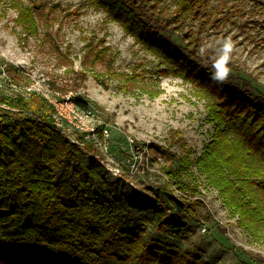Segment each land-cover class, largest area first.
<instances>
[{"label":"trees","instance_id":"trees-1","mask_svg":"<svg viewBox=\"0 0 264 264\" xmlns=\"http://www.w3.org/2000/svg\"><path fill=\"white\" fill-rule=\"evenodd\" d=\"M87 1L157 58L153 74L181 77L204 100L213 131L201 152L191 157L190 149L177 154L158 147L169 164L178 162L173 176L194 165L240 227L264 239V93L242 78L217 83L211 79L215 53L201 51L197 35L185 30L183 43H177L172 32L153 25L148 18L155 19L166 0ZM173 1L174 30L187 19L201 28L220 18L206 7L212 0ZM216 1L224 5L222 16L227 4L264 6V0ZM38 8L18 6L15 21L25 34L38 32ZM87 51L91 59L105 56L104 46L89 44ZM3 72L8 81L16 76V83L27 76L8 62L0 63ZM73 99L89 109L79 96ZM65 123L40 93H25L18 84L9 93L0 88V264H211L198 247H180L160 236L179 233L189 227L187 216L199 215L201 201L177 194L173 185L191 191L194 184L176 179L149 184L141 198L130 200L122 178L109 179L94 142L75 129L68 133Z\"/></svg>","mask_w":264,"mask_h":264},{"label":"rangeland","instance_id":"rangeland-1","mask_svg":"<svg viewBox=\"0 0 264 264\" xmlns=\"http://www.w3.org/2000/svg\"><path fill=\"white\" fill-rule=\"evenodd\" d=\"M32 3L41 12L37 15L38 32L25 34L15 21L18 6ZM52 4L58 8H52ZM227 6L229 11L222 16L219 9L224 5L210 1L207 9L216 10L214 15L220 18L201 28L196 21L187 19L182 28L174 30L173 0L159 5L155 19H148L162 32H172L177 43H183L180 36L185 30L197 35L201 51L215 53L218 42L230 38L234 49L228 77L245 79L264 93V6L247 1ZM89 44L97 49L104 46L105 56L89 58ZM5 62L24 68L27 76L16 83L14 74L10 82L3 77L8 73H1L2 92H11L17 84L21 88L32 84L51 96L54 84L60 91H72L87 102L91 113L85 121L102 143H94L100 160L111 181L122 178V192L130 200L141 198L143 192L149 191V184L157 186L174 179L194 184L191 191L187 187L177 189L173 184L177 194L201 201L199 215L185 218L191 229L160 236L180 247H198L199 255L211 264H264V239L240 227L237 217L223 205L216 189L205 184L194 165L190 172L182 171L176 178L172 172L178 162L169 164L170 160L158 149L160 146L177 154L190 149L191 157L201 152L213 131L212 123L206 120L204 100L181 77L153 74L157 58L102 9L87 0L0 2V63L4 66ZM104 126L110 129L108 135L102 132ZM63 127L70 134L75 129L67 122ZM130 163L136 169H131Z\"/></svg>","mask_w":264,"mask_h":264},{"label":"built area","instance_id":"built-area-1","mask_svg":"<svg viewBox=\"0 0 264 264\" xmlns=\"http://www.w3.org/2000/svg\"><path fill=\"white\" fill-rule=\"evenodd\" d=\"M25 93L35 91L40 93L52 104L57 119L65 120L70 126L79 130L82 134H86L84 137L93 141L96 145L102 144L97 136H95L94 128L87 126L85 117L91 113V109H82L74 101V93L72 91L61 92L54 91L51 96L38 90L35 85L28 84L22 88ZM110 129L104 126L102 132L104 135H108ZM105 146V145H104ZM106 148V146H105ZM131 169H136L133 163L129 164Z\"/></svg>","mask_w":264,"mask_h":264},{"label":"clouds","instance_id":"clouds-1","mask_svg":"<svg viewBox=\"0 0 264 264\" xmlns=\"http://www.w3.org/2000/svg\"><path fill=\"white\" fill-rule=\"evenodd\" d=\"M233 49L234 45L230 38H225L218 42V46L215 52V60L212 65L214 68V72L211 76V79H213L217 83L222 84L227 81L230 73L228 64Z\"/></svg>","mask_w":264,"mask_h":264}]
</instances>
